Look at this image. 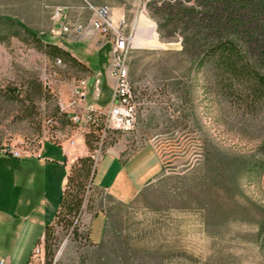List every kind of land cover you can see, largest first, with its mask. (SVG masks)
<instances>
[{"label": "rangeland", "instance_id": "rangeland-1", "mask_svg": "<svg viewBox=\"0 0 264 264\" xmlns=\"http://www.w3.org/2000/svg\"><path fill=\"white\" fill-rule=\"evenodd\" d=\"M101 7L112 24L105 31L93 26ZM75 25L82 29L63 30ZM117 32L130 40L136 121L101 134L93 154L123 143L126 157L153 144L163 169L126 203L90 178L82 214L56 226L45 264H264V0H0V148L81 133L68 105L82 80L90 101L96 80L47 45L109 69ZM108 89L98 103L110 100ZM52 154L62 152L47 144ZM99 210L108 224L95 245L83 215ZM11 252L1 243L0 261Z\"/></svg>", "mask_w": 264, "mask_h": 264}, {"label": "crops", "instance_id": "crops-1", "mask_svg": "<svg viewBox=\"0 0 264 264\" xmlns=\"http://www.w3.org/2000/svg\"><path fill=\"white\" fill-rule=\"evenodd\" d=\"M64 48L71 52L67 47ZM71 55L91 69L96 82L90 96L91 100H84L80 106L71 109L69 116L74 112L84 116L88 104L97 109L109 107L113 79L109 69H106V64L102 63L101 67L95 64L96 66L92 67L73 52ZM105 78L108 90H111V97L107 103L100 104L97 101L103 96L104 89H107L104 87ZM77 127L81 133L70 139L59 143L47 141L39 146L40 157L14 158L0 153V244H6L11 250L17 251L6 256L7 263L28 264L32 253L26 259L29 248L44 238L46 226L53 222L71 165L78 157L89 154L84 138L85 130L78 125ZM47 144L60 148L62 152L60 158H53L57 157L53 154L52 157L45 155ZM125 149L123 143L107 148L96 163L93 177L95 188L122 203L132 200L163 169L161 156L153 144H146L126 157L123 155ZM8 161L13 164L15 170L4 168V163ZM59 166L64 169L62 176ZM42 173L44 177H41ZM83 220L88 226L90 242L95 245L101 244L108 224L106 211L84 214ZM7 233L12 234L8 239L5 237Z\"/></svg>", "mask_w": 264, "mask_h": 264}, {"label": "built area", "instance_id": "built-area-1", "mask_svg": "<svg viewBox=\"0 0 264 264\" xmlns=\"http://www.w3.org/2000/svg\"><path fill=\"white\" fill-rule=\"evenodd\" d=\"M99 19L93 20V26L97 29H103L104 31L111 27V19L108 16V7H101L97 10ZM59 14V13H58ZM82 29L81 25H75L73 28L64 26V31L74 30L79 32ZM130 50V40L120 32H117L115 38V44L113 47L111 59L109 62V72L113 79V91L112 99L107 109H97L93 105L88 104L86 106V113L84 116H80L74 112L71 114L70 119L75 124L87 131L90 123L102 121L104 129L102 131L103 136L108 129H120L131 130L136 121V106H135V90L129 77L128 69V55ZM60 62V61H58ZM88 85L85 80H82L76 85L72 99L69 103L71 109H75L80 106L85 100ZM74 141H71L73 143ZM93 157L97 163L98 155L101 152V148L96 150ZM0 153L4 155H10L14 158H22L24 156H37L40 157L39 147L37 149L23 150L20 147H2ZM97 156V157H96ZM45 240L44 238L35 245L28 264H45ZM57 263L55 258L52 264ZM0 264H9L5 260H1Z\"/></svg>", "mask_w": 264, "mask_h": 264}, {"label": "trees", "instance_id": "trees-1", "mask_svg": "<svg viewBox=\"0 0 264 264\" xmlns=\"http://www.w3.org/2000/svg\"><path fill=\"white\" fill-rule=\"evenodd\" d=\"M17 24L24 27L26 32H28L32 37L41 40L35 31L27 28L22 23ZM47 46L49 53H52L53 55L67 56L73 61L76 60L64 47L55 44H49ZM227 48V44H219L214 51L223 53L227 50ZM103 129L104 124L99 120L95 123H90L89 129L84 133L85 143L89 149V154L78 157L71 165L53 222L48 224L45 228V248L49 255L52 251V246L54 244L53 241L56 239V226L62 225L64 228H70L74 224V220L80 217L83 212L86 188L96 169V161L93 157V152L95 151V141L100 140ZM115 141L116 139H113L109 142V145H112ZM91 183L93 184V180ZM76 230L77 227L75 226L74 231Z\"/></svg>", "mask_w": 264, "mask_h": 264}, {"label": "water", "instance_id": "water-1", "mask_svg": "<svg viewBox=\"0 0 264 264\" xmlns=\"http://www.w3.org/2000/svg\"><path fill=\"white\" fill-rule=\"evenodd\" d=\"M94 174H95V172H94L93 175H92L91 181L93 180Z\"/></svg>", "mask_w": 264, "mask_h": 264}, {"label": "bare ground", "instance_id": "bare-ground-1", "mask_svg": "<svg viewBox=\"0 0 264 264\" xmlns=\"http://www.w3.org/2000/svg\"><path fill=\"white\" fill-rule=\"evenodd\" d=\"M136 25V24H135ZM154 25V31H155V24H153ZM58 61H60V60H58Z\"/></svg>", "mask_w": 264, "mask_h": 264}]
</instances>
